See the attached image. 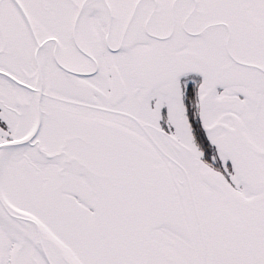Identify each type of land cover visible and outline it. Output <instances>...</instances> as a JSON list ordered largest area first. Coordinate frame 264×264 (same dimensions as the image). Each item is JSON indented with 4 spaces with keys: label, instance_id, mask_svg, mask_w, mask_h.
<instances>
[{
    "label": "snow or ice",
    "instance_id": "6c2138e0",
    "mask_svg": "<svg viewBox=\"0 0 264 264\" xmlns=\"http://www.w3.org/2000/svg\"><path fill=\"white\" fill-rule=\"evenodd\" d=\"M0 264H264V0H0Z\"/></svg>",
    "mask_w": 264,
    "mask_h": 264
}]
</instances>
